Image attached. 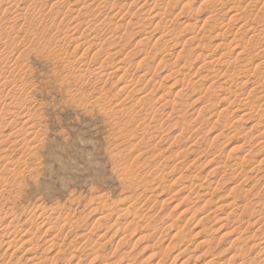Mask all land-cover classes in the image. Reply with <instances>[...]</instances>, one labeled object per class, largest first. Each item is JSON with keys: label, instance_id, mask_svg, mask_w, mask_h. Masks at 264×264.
Wrapping results in <instances>:
<instances>
[{"label": "rangeland", "instance_id": "1", "mask_svg": "<svg viewBox=\"0 0 264 264\" xmlns=\"http://www.w3.org/2000/svg\"><path fill=\"white\" fill-rule=\"evenodd\" d=\"M7 1L0 264H264V0ZM25 112L35 128L7 141ZM43 208L67 237L30 222ZM14 231L33 243L8 249Z\"/></svg>", "mask_w": 264, "mask_h": 264}, {"label": "bare ground", "instance_id": "2", "mask_svg": "<svg viewBox=\"0 0 264 264\" xmlns=\"http://www.w3.org/2000/svg\"><path fill=\"white\" fill-rule=\"evenodd\" d=\"M2 1L4 2V1H7V0H0V4H1ZM31 1H32V0H31ZM82 1H83V0H81V2H82ZM98 1L101 2V0H97V2H98ZM102 1H103V0H102ZM105 1H106V0H104V2H105ZM7 2H8V1H7ZM12 2H13V1H12ZM22 2H23V1H22ZM36 2H37V0H36ZM79 2H80V0H79ZM81 2H80V3H81ZM83 2H84V1H83ZM83 2H82V3H83ZM92 2H93V1H92ZM97 2H96V3H97ZM255 2H256V1H255ZM29 3H30V2H29ZM85 3H86V2H85ZM102 3H103V2H102ZM102 3H99L100 6L102 5ZM174 3H175V2H174ZM234 3H235V2H234ZM239 3H240V2H239ZM263 3H264V2H263ZM90 4H91V3H90ZM90 4H89V5H90ZM256 4H257V3H256ZM13 5H14V4H13ZM56 5H57V4H56ZM85 5H86V4H85ZM85 5H84V6H85ZM89 5H87V6H89ZM97 5H98V4H97ZM110 5H111V4H110ZM110 5H109V3H108V6H106L107 9H108V7H109ZM112 5H113V4H112ZM112 5H111V6H112ZM122 5H123V4H122ZM124 5H125V4H124ZM134 5H135V4H134ZM251 5H252V3H251ZM0 6H1V5H0ZM11 6H12V5H11ZM111 6H110V7H111ZM113 6H115V5H113ZM113 6H112V7H113ZM249 6H250V5H249ZM253 6L255 7V4H254V3H253ZM101 7H104V6H101ZM106 7H105V9H106ZM110 7H109V8H110ZM112 7H111V8H112ZM254 7H253V8H254ZM11 8H12V7H11ZM86 8H87V7H86ZM260 8H261V7H260ZM34 9H35V7H34ZM83 9H84V8H83ZM97 9H98V6H97L96 10H97ZM100 9H102V8H100ZM9 10H10V9H9ZM9 10H6V9H5L4 14H5V13H9ZM35 10H36V9H35ZM85 10H86V9H85ZM103 10H104V8H103ZM232 10H233V9H230L231 13L234 12V10H233V11H232ZM257 10H258V9H257ZM99 11H100V10H99ZM230 11H229V12H230ZM260 11H261V10H260ZM37 12H38V11H37ZM37 12H36V13H37ZM71 12H72V11H71ZM75 12H76V11H75ZM78 12H79V11H78ZM100 12H101V11H100ZM211 12H212V11H211ZM213 12H214V11H213ZM213 12H212V13H213ZM227 12H228V11H227ZM246 12H248V11H246ZM12 13H13V12H12ZM39 13H40V11L38 12V14H39ZM79 13H80V12H79ZM234 13H235V14H234ZM234 13H233L234 15H232L230 18L234 19L233 17L236 16V15H238V14H236V12H234ZM250 13H251V12H250ZM4 14H3V16H4ZM10 14H11V12H10ZM33 14H34V13H33ZM41 14H42V13H41ZM55 14L57 15L58 13H55ZM98 14H99V13H98ZM163 14H164V13H163ZM216 14H218V13H216ZM263 14H264V13H263ZM11 15H12V14H11ZM39 15H40V14H39ZM39 15H38V16H39ZM58 15H59V14H58ZM58 15L56 16L57 19H58ZM157 15H158V14H157ZM16 16H17V15H16ZM21 16H22V15H21ZM40 16H41V15H40ZM40 16H39V17H40ZM100 16H101V15H100ZM154 16H155V15H154ZM159 16H160V15H159ZM258 16H259V15H258ZM41 17H42V16H41ZM56 17H55V18H56ZM17 18H18V17H17ZM19 18H20V17H19ZM153 18H154V17H153ZM155 18H156V17H155ZM157 18H158V17H157ZM210 18H211V17H210ZM250 18H251V17H250ZM10 19H11V18H10ZM10 19H9V20H10ZM14 19H16V17H15ZM32 19H33V18H32ZM57 19H53V20L55 21V20H57ZM254 19H255V18H254ZM7 20H8V19H7ZM9 20H8V21H9ZM16 20H17V19H16ZM16 20L13 21V17H12V20L10 21V23H11V25H12V24H14V25H12V26L10 25L9 28H8V27H7V28H6V27H3V28L0 30V31L3 33V34L0 35V50H1L2 47H3V48H4V47H7V48H11V47H12V45H10V44L8 43L9 39H7L8 41L6 40V41L3 43V41H4V40H3L4 37H7V38H8V35L4 34V33H7V32H3V31H4V30H5V31L8 30V31H10V32H13L14 27L18 25L17 21H18L19 19H18L17 21H16ZM42 20H43V19H42ZM44 20H45V19H44ZM51 20H52V19H51ZM210 20H211V19H210ZM8 21H7V23H8ZM20 21H21V20H20ZM24 21L26 22V20H24V18H23L22 22H24ZM32 21H33V20H32ZM54 21H53V22H54ZM231 21H232V20H231ZM236 21H237V20H236ZM236 21H235V22H236ZM240 21H241V20H240ZM262 21H263V20H262ZM5 22H6V21H5ZM43 22H44V21H43ZM213 22H214V21H213ZM228 22H229V21H228ZM110 23H111V22H110ZM231 23H232V22H231ZM233 23H234V22H233ZM245 23H246V22H245ZM90 24H91V23H90ZM206 24H207V22H206ZM2 25H3V24H2ZM5 25H7V24L5 23ZM5 25H4V26H5ZM32 25H33V24H32ZM38 25H40V24H38ZM97 25H98V24H97ZM109 25H111V24H109ZM115 25H116V24H115ZM213 25H215V24H213ZM225 25H226V24H225ZM245 25H247V24H245ZM245 25L242 24V26L240 27L239 30L242 31V30L246 29V28H245ZM257 25H258V24H257ZM28 26H29V25H28ZM30 26H31V25H30ZM90 26H91V25H90ZM111 26H113V24H112ZM111 26H109V27H111ZM37 27H38V26H37ZM99 27H100V26H99ZM99 27H98V28H99ZM113 27H114V26H113ZM157 27H158V26H157ZM159 27H160V26H159ZM249 27H250V26H249ZM15 28H16V27H15ZM17 28H18V26H17ZM19 28H20V27H19ZM100 28H101V27H100ZM111 28H112V27H111ZM111 28H110V29H111ZM112 29H113V28H112ZM247 29H248V28H247ZM252 29H253V28H252ZM20 30H21V29H20ZM113 30H114V29H113ZM160 30H162V29L160 28ZM167 30H168V29H167ZM260 30H261V29H260ZM33 31H34V30H33ZM244 31H245V30H244ZM263 31H264V30H263ZM1 32H0V33H1ZM44 32H45V31H44ZM90 32H91V31H90ZM95 32H96V31H95ZM245 32H246V31H245ZM247 32H248V31H247ZM261 32H262V31H261ZM45 33H46V32H45ZM161 33H162V32H161ZM167 33H169V32H167ZM241 33H242V32H241ZM243 33H244V32H243ZM243 33H242V34H243ZM254 33H255V32H254ZM7 34H8V33H7ZM11 34H12V33H11ZM124 34H125V33H124ZM197 34H198V33H197ZM237 34H239V33H237ZM36 35H37V34H36ZM2 36H4V37H2ZM44 36H45V35H44ZM98 36H99V35H98ZM197 37H198V35H197ZM220 37H221V36H220ZM118 38H119V37H118ZM193 38H194V36L192 37V40H194ZM225 38H226V37H225ZM116 39H117V38H116ZM195 39H196L195 41H197V38H195ZM221 39H222V38H221ZM234 39H236V38H234ZM242 39H243V38H242ZM242 39H241V40H242ZM12 40H13V38H12ZM10 41H11V40H10ZM10 41H9V42H10ZM75 41H76V40H75ZM186 41H187V40H186ZM231 41H232V40H231ZM239 41H240V39H239ZM253 41H254V40H253ZM14 42H15V41H14ZM24 42H25V41H24ZM26 42H27V41H26ZM41 42H42V41H41ZM248 42H249V41H248ZM259 42H260V41H259ZM20 43H21V42H20ZM110 43H111V42H110ZM233 43H235V42H233ZM233 43H232V44H233ZM263 43H264V42H263ZM11 44H12V43H11ZM37 44H39V43H37ZM78 44H79V43H78ZM197 44H198V43H197ZM232 44H230V45H232ZM15 45H16V44H15ZM115 45H116V44H115ZM237 45H238V44H237ZM258 45H259V44H258ZM31 46H32V45H31ZM31 46H30V47H31ZM98 46H99V44H98ZM222 46H223V45H222ZM240 46H241V45H240ZM240 46L238 45V46H236V47H240ZM243 46H244V45H243ZM109 47H110V45H109ZM236 47H235V48H236ZM245 47H246V46H245ZM110 48H111V47H110ZM113 48H114V47H113ZM197 48H198V47H197ZM197 48H196V49H197ZM236 49H237V48H236ZM236 49H235V50H236ZM255 49H256V48H255ZM258 49H260V48H258ZM206 50H207V49H206ZM247 50H248V49H247ZM7 51H8V50H7ZM243 51H244V50H243ZM243 51H242V52H243ZM249 51H250V50H249ZM260 51H261V52H262V51L264 52V50H260ZM0 52H1V51H0ZM10 52H11V51H10ZM106 52H107V51H106ZM207 52H208V51H207ZM257 53H258V52H257ZM15 54H16V53H15ZM258 54H259V53H258ZM8 55H9V54H8ZM108 55H110V54L108 53ZM111 55H112V54H111ZM113 55H115V54H113ZM116 55H117V54H116ZM116 55H115V56H116ZM200 55H201V54H200ZM200 55H199V56H200ZM239 55L242 56L241 53H239L238 56H239ZM248 55H249V53H248ZM206 56H207V55H206ZM206 56H204V57H206ZM238 56H237V57H238ZM3 57H4V56H3ZM95 57H96V56H95ZM200 57H201V56H200ZM202 57H203V55H202ZM207 57H209V56H207ZM163 58H164V57H163ZM205 59H206V58H205ZM2 60H3V59H2ZM162 60L164 61V59H162ZM236 60H237V59H236ZM240 60H241V59H240ZM247 60H249V59H247ZM253 60H254V59H253ZM4 62H5V61H4ZM227 62H228V61H227ZM79 63H80V62H79ZM235 63H236V61H235ZM237 63H238V61H237ZM162 64H163V62H162ZM229 64H231V63H229ZM247 64H248V63H247ZM16 65H17V64H16ZM19 65H20V64H19ZM79 65H80V64H79ZM85 65H86V64H85ZM223 65H224V64H223ZM241 66H242V65H241ZM79 67H82V66L80 65ZM99 68L101 69V67H99ZM99 68H95V70H90L89 68H87V70H85V69H83V68H78V69L76 70V69L74 68L76 71L73 70V71H72V73H73L72 75L74 76V74H75V75L78 74L79 76H80V75H81V76H82V75H83V76H90V75H92V76H93V75H94V76H95V75H98V76H99V75H102V74H101V70H102V69L100 70ZM102 68H103V67H102ZM231 68H232V65H231ZM256 68H257V67H256ZM6 69H7V68H6ZM92 69H93V68H92ZM103 69H104V68H103ZM2 71H3V70H2ZM232 71H233V70H232ZM245 71H246V70H244V71L242 70V72L240 71V74L238 73V75H237L235 78H237L238 81H240L242 78L244 79V77L246 78V77H247V73H248L249 71H248V72H245ZM172 72H173V71H172ZM172 72H171V73H172ZM238 72H239V70H238ZM0 73H1V72H0ZM4 73H5V72H4ZM7 73H8V72H7ZM178 73H179V72H178ZM214 73H215V71H214ZM236 73H237V72H236ZM173 74H174V72H173ZM176 74H177V73H176ZM0 75H2V74H0ZM145 75H146V74H145ZM170 75H171V74H170ZM179 75H180V74H179ZM185 75H186V74H185ZM232 75H233V74H232ZM234 75H235V73H234ZM234 75H233V76H234ZM3 76H4V75H3ZM5 76H8V75H5ZM11 76H12V75H11ZM66 76H67V75H66ZM66 76H65V77H66ZM83 76H82V77H83ZM98 76H97V78H98ZM143 76H144V75H143ZM223 76H224V75H223ZM223 76H222V77H223ZM68 77H69V76H68ZM121 77H122V76H121ZM144 77H145V76H144ZM165 77H166V76H165ZM207 77H208V76H207ZM213 77H214V76H212V78H213ZM230 77H231L230 75H227L226 77H224V78H226L224 82H225V83H226V82L228 83L227 78H230ZM254 77H255V76H254ZM2 78H4V77H2ZM7 78H8V77H7ZM69 78H70V77H69ZM83 78H84V77H83ZM141 78H142V76H141ZM170 78H171V77H170ZM205 78H206V77H205ZM210 78H211V76H210ZM210 78H209V79H210ZM216 78H217V77H216ZM249 78H250V77H249ZM184 79H185V78H184ZM184 79H183V80H184ZM231 79H234V77H233V78H230V80H231ZM0 80H1V79H0ZM14 80H15V79H14ZM80 80H82V79H80ZM203 80H204V79H203ZM78 81H79V80H78ZM107 81H108V79H107ZM249 81H250V80H249ZM76 82H77V81H76ZM123 82H124V81H123ZM180 82H181V81H180ZM234 82H236V80H235ZM234 82H233V83H234ZM5 83H6V82H5ZM14 83H15V82H14ZM14 83L12 82V84H14ZM221 83H222V82H221ZM225 83H223V84L225 85ZM238 83H239V82H238ZM245 83H247V82H244V83H242V84L245 85ZM231 84H232V83H231ZM240 84H241V82H240ZM238 85H239V84H238ZM246 85H248V84H246ZM10 86H11V85H10ZM220 86L222 87V88L220 87V89H223V86H222L221 84H220ZM16 87H17V86H16ZM237 87H238V86H237ZM239 87H240V86H239ZM239 87H238V88H239ZM19 88H20V87H19ZM21 88H22V87H21ZM21 88H20V89H21ZM224 88H225V87H224ZM229 88H230V86H229ZM229 88H228V89H229ZM22 89H23V88H22ZM122 89H123V88H122ZM228 89L225 88L224 90H228ZM240 89H241V88H240ZM9 90H10V89H9ZM16 90H17V89H16ZM237 90H239V89H237ZM231 91H232V90H231ZM233 91L235 92L236 90H233ZM234 92H233V93L230 92V96H232V97L236 96L237 94L234 93ZM244 93H245V92H244ZM245 94H246V93H245ZM3 95H4V93L1 92V90H0V101H1V102H2V99H4V98H3ZM251 96H252V95H251ZM246 97H247V95H246ZM246 97H245V98H246ZM12 98H13V100L15 99L14 97H12ZM18 98H19V97H18ZM18 98H17V99H18ZM21 98H22V97H21ZM23 98H24V97H23ZM26 98H27V97H26ZM141 98H142V97H141ZM229 98H230V97H229ZM235 98H236V97H235ZM241 98H243V97H241ZM24 99H25V98H24ZM227 99H228V98H227ZM227 99H225V100H227ZM247 99H248V98H247ZM15 100H16V99H15ZM30 100H31V99H30ZM146 100H147V99H146ZM159 100H160V99H159ZM248 100H249V99H248ZM248 100L237 98L236 100L234 99V102H233V101L230 102V104H231V106H232V105H235L236 107L238 106L239 108H241V107H242V108H245L244 106H247V107H248V105H251V104H247V102H249ZM3 101H4V100H3ZM25 101H26V100H25ZM139 101H140V100H139ZM144 101H145V100H144ZM30 102H31V101H30ZM146 102H147V101H146ZM157 102H158V101H157ZM198 102H199V101H198ZM14 103H15V102H14ZM25 103H26V102H25ZM27 103H28V102H27ZM32 103H33V102H32ZM97 103H98V102H97ZM144 103H145V102H144ZM228 103H229V102H228ZM23 104H24V103H23ZM30 104H31V103H30ZM8 105L11 106V108L9 107L11 110L6 111L7 108H8V107H7ZM8 105H7V106L4 105V106H6L7 108H6L5 112H4V111H3V112L6 113V114L8 113V115H9V114H13V112L11 113V111L14 110L15 108L12 106V105H13L12 102H10ZM17 105H18V104H17ZM19 105H20V104H19ZM24 105H26V104H24ZM80 105H81V104H80ZM14 106H15V105H14ZM31 106H32V105H31ZM81 106H82V105H81ZM84 106H85V105H84ZM16 107H17V106H16ZM228 107H229V105H228ZM233 107H234V106H233ZM249 107H250V106H249ZM252 107H253V106H252ZM252 107H251V108H252ZM28 108H29V106H28ZM226 108H227V107H226ZM258 108H259V107H258ZM3 109H4V108H3ZM16 109H17V108H16ZM247 109L250 110V108H247ZM109 110H110V109H109ZM152 110H153V109H152ZM239 110L241 111V109H239ZM243 110H244V109H243ZM252 110H253V109H252ZM1 111H2V110H1ZM17 111H18V110H17ZM37 111H38V110H37ZM226 111H228V110L226 109ZM236 111H238V110L236 109ZM247 111H248V110H247ZM260 111H261V110H260ZM131 112H132V111H131ZM131 112H130V113H131ZM224 112H225V109H224ZM14 113H15V112H14ZM17 113H18V112H17ZM25 113H26V112H25ZM31 113H33V112H31ZM112 113H113V112H112ZM122 113H123V111H122ZM0 114H3V113L0 112ZM26 114H27V113H26ZM108 114H109V113H108ZM245 114H246V113H245ZM31 115H32V114H31ZM34 115H35V114H34ZM36 115H37V114H36ZM106 115H107V114H106ZM246 115H250V112H249V114L247 113ZM0 116H1V115H0ZM243 116H244V115H243ZM262 116H263V115H262ZM4 117H5V116H4ZM4 117H1V118H0V135L2 134V131L6 130V128H8L9 126H14V125L18 122L17 120H16V122H15V121H12V120L10 121V120L6 119L7 117H5V119L8 120V121H7V122H4V121H5V120H4ZM252 117H253V116H252ZM30 118H31V117H29L28 114L25 115V116H23V118H22V116H21V119H20V120H23L22 128H21L19 131H18V130H13V131L8 132V133H10V134L5 135L7 141L13 139V137H14V138H15V137H19V138L21 139V135H20V133H22V134L24 133V136H28L27 134H29V132L31 131V129H34V128H35V127H34V128H33V127H30V123H31V122L29 121ZM260 118H261V117H260ZM31 119H32V118H31ZM114 119H115V118H114ZM115 120H116V119H115ZM33 121H34V119H33ZM143 122H144V121H143ZM260 122H261V121H260ZM21 123H22V121H21ZM257 123H258V122H257ZM261 123H262V122H261ZM138 124H139V123H138ZM253 125H254V124H253ZM255 125H256V124H255ZM258 125H260V124H258ZM31 126H32V125H31ZM226 126H227V125H226ZM256 126H257V125H256ZM262 126H263V125H262ZM9 128H10V127H9ZM145 129H146V128H145ZM139 130H140V129H139ZM33 131H34V130H33ZM145 131H146V130H145ZM11 132H12V133H11ZM31 133H32V132H31ZM30 135H31V134H30ZM221 135H222V134H221ZM5 137H4V138H5ZM244 137H245V136H244ZM25 138H26V137H25ZM31 138H32V137H31ZM34 138H35V137H34ZM247 138H248V136H247ZM16 139H17V138H16ZM4 140H5V139H4ZM24 140H25V139H24ZM16 141H17V140H16ZM4 142H5V141H4ZM4 142H2V143H4ZM25 142H26V141H25ZM2 143H1V145H2ZM12 145H13V144H12ZM22 146H23V145H22ZM24 146L26 147V145H24ZM28 150H29V149H28ZM25 151H26V150H25ZM29 151H30V150H29ZM23 152H24V151H23ZM114 156H115V155H114ZM8 157H9V156H8ZM115 159H116V158H115ZM4 165H5V164H4ZM10 165H11V164H10ZM237 166H238V165H237ZM8 171H9V170H8ZM10 171H11V170H10ZM11 172H12V171H11ZM19 172H20V171H19ZM15 173H16V172H15ZM20 173H21V172H20ZM1 174H2V173H1ZM0 177H1V176H0ZM12 178H13V176H12ZM4 180H5V179H4ZM5 182H6V180H5ZM12 182H14V181H12ZM0 186H1V185H0ZM1 188H2V186H1ZM246 195H247V193H246ZM102 198H103V197H102ZM246 199H247V198H246ZM101 202H102V201H101ZM99 204H100V202H99ZM252 204H253V203H252ZM262 204H263V203H261V205H262ZM259 206H260V205H259ZM243 208H244V207H243ZM247 208H248V206H247ZM43 209H44V208H43ZM237 209H238V207H237ZM36 212H37V213H35V214L33 213L34 215L31 216L32 218H30V222H32V221L36 218L37 220H40L39 224H37V225H39V226H38L39 228H40V227H41V228H44L45 226H47L48 228H47V227H46V228H47L48 232H44L45 235L48 234V233H51V232L53 233V232H54V233H55V234H54V235H55L54 237L59 238V236H63V235H64V237H67V234H66L65 232L67 231L66 229H68V228H66V227H68L70 224H73L72 221H71V219H70L69 217L66 216V217L64 218V217L62 216V217H61L62 220H63V221H62L61 218L58 217V216H59L58 213H57V214H58V215H57L58 218H55V217H54V219H52V216H51L50 214H48V212H47L45 209H44V210H38V211H36ZM51 214H53V212H52ZM55 214H56V213H55ZM259 214H260V213H259ZM8 215H9V214H8ZM54 216H55V215H54ZM258 216H259V215H258ZM15 217H16V216H15ZM15 217H14V218H15ZM260 217H261V216H260ZM9 218L12 219L13 216H12V217H9ZM14 218H13V219H14ZM63 218H64V219H63ZM256 219H257V218H256ZM258 220H260V218H259ZM35 221H36V220H35ZM51 221H52V223H51ZM60 221H62V222H61L62 224L60 223ZM256 221H257V220H256ZM257 222H258V221H257ZM257 222H256V223H257ZM32 223L34 224L35 222H32ZM68 224H69V225H68ZM253 225L255 226V224H252V226H253ZM50 226H51V227H50ZM71 226H72V229H73V226H74V225H71ZM250 226H251V225H250ZM257 226H258V225H257ZM38 227H37V228H38ZM75 227H76V226H75ZM39 228H38V229H39ZM72 229H71V230H72ZM119 229H120V228H119ZM2 230H3V229H2ZM2 230H1V231H2ZM68 230H69V229H68ZM3 231H6V230H3ZM3 231H2V233H4ZM45 231H46V230H45ZM260 231H261V230H260ZM14 232H15L14 235H15L16 237H14V238L9 237L8 240H7V243L4 244V245H6V246L8 247V249L12 248V246L15 245V247H14V246H13V247H14V248H17V249L19 248V250H20V247L23 248V246L28 245V243H31V242L33 243V239H34V238H32V236H31V237H29L30 239L27 238L26 241H24L23 243H21L22 246H19V245H18L19 243L17 244V239H18V237L20 236L21 232H19V233H18V231H17V232L14 231ZM67 232H68V231H67ZM68 233H69V232H68ZM70 233H71V232H70ZM25 234H29V233L25 231ZM65 234H66V235H65ZM22 235H23V234H22ZM81 235H83V234H81ZM81 235H79V236L82 237ZM5 236H7V234H6ZM24 237H25V236H24ZM24 237H23V238H24ZM33 237H34V236H33ZM54 237H53V238H54ZM102 237H103V236H102ZM3 238H4V236H3ZM20 238H21V236H20ZM76 238H77V237H76ZM80 239H85L86 242H87V241L89 242V235L87 236V235L84 234L83 238H80ZM19 240H20V239H19ZM19 240H18V241H19ZM37 240H38V239H37ZM54 240H55V239H54ZM85 240H84V241H85ZM91 240H92V239H91ZM236 240L239 242L240 240H242V238L240 237V238H238V239H236ZM259 240H260V238H259ZM48 241H49V240H48ZM84 241H83V242H84ZM248 241H249V240H248ZM3 242H4V241H3ZM49 242H51V244L53 243L52 240H50ZM86 242H85V243H86ZM32 243H31V244H32ZM94 243H95V242H94ZM245 244H246V243H245ZM1 245H3V244H1ZM1 245H0V247H2ZM92 245H93V244H92ZM30 246H31V245H30ZM26 247H27V246H26ZM26 247H24V248H26ZM53 247H54V246H53ZM99 247H100V246H99ZM168 247H169V246H168ZM256 247L259 248L258 250H260V253H261L260 256H261V258H262V260H263V259H264V242L258 241L257 244H253V246H250V249H251V250H254ZM22 248H21V249H22ZM51 248H52V247H51ZM78 248H79V247H78ZM93 248H94V247H93ZM31 249H32V248H31ZM31 249L29 248V250H31ZM84 249H85V248H84ZM87 249H88V248H87ZM89 249H90V247H89ZM26 250H27V248H26ZM29 250H27V252H29ZM32 250H33V249H32ZM34 250H35V249H34ZM85 250H86V249H85ZM243 251H244V250H243ZM48 253H49V252H48ZM241 253H242V252H241ZM232 254H233V253H232ZM57 255H58V254H57ZM237 255H238V254H237ZM211 256H212V255H211ZM213 257H214V256H213ZM213 257H212V258H213ZM240 257H241V256H240ZM210 258H211V257H210ZM214 258H215V257H214ZM231 258H233V260H234V257H233V256H232ZM242 258L244 259V257H242ZM242 258H240V260H238V263H240V264H247V262H246L245 260H243ZM245 259H246V258H245ZM33 260H36V261H37V259H36L35 257H34ZM33 260H32V261H33ZM44 260H45V259H44ZM44 260H43V261H44ZM235 260H236V259H235ZM30 261H31V260H30ZM52 261H53V260H52ZM242 261H243V262H242ZM47 262H48V261H47ZM231 262H232V261H231ZM263 262H264V261H263ZM208 263H209V262H208ZM210 263H214V261L211 259ZM34 264H35V262H34ZM248 264H249V263H248ZM253 264H254V263H253Z\"/></svg>", "mask_w": 264, "mask_h": 264}]
</instances>
